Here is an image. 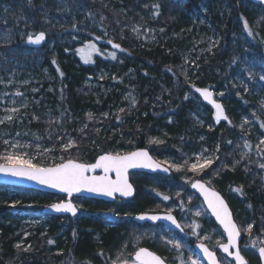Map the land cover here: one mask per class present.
Masks as SVG:
<instances>
[{
  "label": "trees",
  "instance_id": "trees-1",
  "mask_svg": "<svg viewBox=\"0 0 264 264\" xmlns=\"http://www.w3.org/2000/svg\"><path fill=\"white\" fill-rule=\"evenodd\" d=\"M21 1L23 2L20 7H16L10 1L9 8H12L13 15L19 18L21 26H23L21 22H31V26L27 25L26 29L21 31L22 47L16 48L19 36L12 34L4 46L5 49L30 51L24 42L28 32L34 35L43 31L47 39L46 43L49 44L55 37H64V31L68 30L73 43L69 51H63L67 47L64 44L59 45L61 43L59 41V44L54 47L56 57L51 54L43 56V65L50 75L54 76V81L52 85L42 82L34 99H38L41 105L47 106L45 110L48 118L39 117L35 124L21 132L20 137L23 143L30 142L33 146V144H41L42 141L47 147L53 146L56 154L55 161L47 164L43 156L39 155L34 163L41 167L54 166L62 159L90 164L99 154L108 152L123 154L119 149H125L124 146L133 147L134 150H147L151 156L154 154L156 159L166 157L173 162L179 161L175 156L181 157L182 144L188 142L192 130L187 118L191 104L189 101L184 102L183 99L188 94V97L194 99L193 89L196 88H206L215 93H222L221 102L227 100L226 104H222L225 109H229H227L229 119L234 116L239 118L240 114L248 116L251 111L256 112V117L261 121L264 118V110L256 108L249 96L241 94L238 96L233 86L237 78H245L244 57L254 65L255 72L259 75L264 73L262 53L264 10L259 5L251 4L247 0H114L104 5H98L92 0H82L86 6L84 12H89V15L83 13L80 18L76 17L75 20L69 21L66 27L65 23L56 24L51 21V11L45 3L46 0H31V3L29 0ZM72 3L76 2L66 0L61 11L72 10ZM198 3H202L207 9L206 18L210 26L205 30L207 39L213 37L212 39L218 40V45L210 51L206 46L200 49L199 52L204 56L196 53V57L199 58L197 64L201 69L192 75V70H188L186 66L183 67L185 71L188 70V73L183 71L179 55L181 46L178 44L172 46L173 41L170 42L166 37L189 27L191 16L200 14ZM153 5H159V8H153ZM8 17H14L11 16V11ZM129 19L153 30L161 28L165 33L163 37L167 40L157 39L150 50L143 49L142 42L132 37L129 30L124 28ZM244 20H247L251 27L253 36H249L244 31ZM74 24L75 28H73ZM241 30L244 37L247 36L246 40L253 42L256 46L252 45L255 47L252 52L245 51L242 54L244 57L242 55L237 57L234 45L238 43L236 37ZM80 36L86 38V44L91 43L98 50L89 65L73 55L76 52L74 50L81 47L79 46ZM109 40L119 44L123 51L113 48L112 44L104 43ZM40 51L42 50L35 52ZM113 52L116 56L124 58L123 65L116 67L121 74L120 72L117 74L114 97L122 93L126 95L125 100L120 105V109L118 111L114 109L113 112H107L104 103L100 113L91 115L92 118L89 119V116L85 114V106L82 105V82L99 65L113 62L110 60ZM63 55L65 58H61ZM262 85L264 89V81ZM184 88L189 93L182 91ZM240 96L243 98L241 99ZM112 102L114 106L119 103V100ZM249 104H252L254 108H250ZM121 109L124 111H120ZM205 110L211 116L210 110L208 108ZM105 113L108 115L105 116ZM73 114L83 124L81 131L68 128L74 126L71 122ZM65 121L68 122L66 129L68 138L70 137L69 140L74 143L72 147L61 148L58 143L54 144L50 139V132L51 128ZM234 126L235 124L232 127H227V124H217L216 130L212 132L211 141L217 139L221 143L214 165L205 167L199 174L191 175L186 172L185 174L189 178L203 180L205 174L214 172L216 169L219 176L218 186L215 188L230 204L232 212L237 210L243 213L246 208L248 209L247 219L259 223L264 221V186H260L256 175L243 169V164L236 165L238 158L235 162L230 158L232 155L230 149L234 143L238 142L237 137L240 135L237 129L234 130ZM62 138H66L65 135ZM153 139L161 143H150ZM3 150L4 146L0 144V155L4 154ZM173 156L175 160L170 159ZM0 162L3 161L0 160ZM169 169H175L173 164ZM144 177L146 185L152 184L151 186L159 188L154 193L155 200L152 194L142 197L143 189L147 190V188L141 186L140 182L135 186L136 193L130 202L105 203L80 199L82 208L77 217H49L45 234L38 232L37 235L31 236V240L25 241L24 246L30 244L31 250L28 249L30 246L26 248L27 250L25 247L22 250L13 249L14 242L20 236H15L14 231L23 228L20 222L34 213L35 208L42 210L51 205L48 199L53 196L34 190L0 185V264H67L70 260L84 264H110L116 253L134 239L133 235L137 233L134 228H157L133 224L131 222L133 215L162 213L168 209L162 201L165 195L172 197V187L160 186V183L167 178L147 175ZM236 187L241 189L238 197L240 201L236 199L239 204L228 200L229 197L223 193V189L230 193ZM6 192L17 194L22 198L19 199V203L13 205L10 202L5 203L4 196L9 194ZM29 199L39 204L32 206L28 203ZM234 212L233 217L238 225L239 216ZM50 239L53 241L52 244L48 243ZM243 244L244 236H242L240 250L248 261L253 262L254 260L245 254ZM141 247L149 248L148 244H142ZM166 259V262L170 263V260ZM180 261L186 263V261Z\"/></svg>",
  "mask_w": 264,
  "mask_h": 264
},
{
  "label": "rangeland",
  "instance_id": "rangeland-1",
  "mask_svg": "<svg viewBox=\"0 0 264 264\" xmlns=\"http://www.w3.org/2000/svg\"><path fill=\"white\" fill-rule=\"evenodd\" d=\"M16 6L20 7L21 1L19 0H0V81H3V83H0V119L6 117V116H12L13 119L11 121L5 120L4 123H0V144L4 146L3 153L6 154L7 152H16L23 154L26 158H32L33 163L38 160L39 155H42L44 160L47 162V164H51L55 161V151L53 150V146H45L44 142L41 144H32L29 142L23 143V140L21 139L22 136L21 132L24 131L28 126L35 124L38 121L39 117L48 118L46 108L47 106L44 104H40L38 99H34V95L37 93L39 86L42 84V82H47L48 84H53L54 76H51L50 73L47 71L46 67L43 65V56L45 54H51L53 57H56V53L54 50L55 45L59 44V41L61 42L59 45H65L67 48H64L63 51H69V49L72 48L73 43L71 42V37L69 36L70 31L65 30L64 31V37L58 36L52 39V41L48 44V42L41 47L39 53H36L33 50H26V49H5L4 46L6 42L9 40V37L12 34H16L19 36V43L16 44V48L22 47L23 41L21 43V31L23 29L25 30L26 26H31V22L25 23L21 22L23 26L20 25V20L18 17L13 15L12 8L10 7L11 2ZM16 1V2H13ZM66 0H46L45 3L50 8V16L51 21L58 23H65L64 26L68 27L69 21H73L76 19V17L80 18L81 15H83L84 10L86 6L84 5L82 0H70L73 2H76L75 4L72 3V10L69 11H61L64 8V2ZM98 5H104L107 3H111L114 0H92ZM156 1V0H155ZM163 1V0H160ZM50 5H49V4ZM201 4V5H200ZM199 5V15L191 16L190 25L186 29H182L175 35H171L170 37H166L167 39L173 41V44H178V46H181L180 52V59H181V65L183 68V71L185 73H188L187 71L189 69L192 70V75L195 74V71L200 70V65L197 64V61L199 60L198 57H196L197 54H201L199 51L200 49L206 48L208 51L211 49H214L216 45H218V40L215 39H207V34L205 33V30L207 28H210L207 22V9L205 6H203L202 3H198ZM85 7V8H84ZM11 11V16L14 17H8V14ZM22 11V9H20ZM23 13V12H21ZM19 15V13H16ZM85 15H89V12L85 13ZM16 18V19H15ZM50 21V22H51ZM48 24V23H47ZM129 30V33L132 37L136 38V40H139L142 42L144 46H142L143 49L150 50L151 46L155 45L157 42V39L163 40L165 37L163 35L165 34L164 31L161 28H158L157 30L150 29L146 25H139L137 21H133L131 19L128 20L126 26L124 27ZM136 28L139 31H133V29ZM247 33V32H246ZM28 34H30L28 32ZM28 34L25 38V41L27 40ZM109 34V33H108ZM32 35V34H31ZM237 36V35H236ZM80 44L79 48H76L73 53L74 56L77 58H80L81 61L89 65L92 63L93 56L96 54L95 52H92L89 61L85 63L84 59L81 58V55L77 52V49L83 48L86 45V38L85 37H79ZM165 38V39H166ZM110 39V37L108 38ZM166 39V40H167ZM247 39V36L244 37V33H242V30L238 33V36L236 37V43L234 45L236 56H241L245 51H253L256 46L253 44V42H249ZM24 41V42H25ZM246 41L248 43H246ZM109 44L108 42H104ZM165 43V40H164ZM171 44V43H170ZM238 44V45H237ZM254 45V46H252ZM237 46V48H236ZM210 49V50H209ZM17 50V51H16ZM38 51V50H36ZM178 52V53H179ZM203 52V51H202ZM64 56V55H63ZM61 58H65L64 57ZM201 56H204L201 54ZM243 56V55H242ZM244 57V56H243ZM72 58V57H71ZM63 60V59H62ZM70 60V58L68 59ZM113 62H107L104 64L99 65L96 69L93 70V73L91 75H88L85 77L84 81L82 82V98L83 103L82 105L85 106V114L89 116L91 114L94 116L97 112L100 113L101 106L106 105V111L107 112H113L114 109L118 111L120 109V105L123 104L125 100V94H119L116 98L114 97V93L116 91V88L114 86L115 81L117 79V74H119L120 70L116 67L122 66L124 63V58L117 55L116 59H110ZM65 61V60H63ZM244 74L245 78H237L235 83L233 84L235 91L239 95L242 96H249L250 98H254V103L256 105V108H260L264 110V89L262 85V81L259 79V74L255 72V67L253 64L250 63L249 60H247L246 57H244ZM186 66L188 70L185 71L184 67ZM254 72L256 75L254 78L250 79L248 75V71ZM121 74V72H120ZM11 81V83H9ZM27 82V83H25ZM245 86L247 87V91H245ZM35 89V91H33ZM206 89V88H204ZM195 90L194 92V99H191V97H188L187 99L184 98L183 101H189L191 104V110H189L187 118L189 120V125L192 126V130L190 133V137H188V142H185L182 144V154L181 157L175 156L177 158L176 161L174 159V156L170 159L175 160L174 162L171 160H168L166 157H162L161 159H156L154 157V160H156L158 163L162 164L164 167H166L168 170H171V176L167 178V180H163V183H160V186H166V187H172L171 195L169 199L166 201V207L168 208L167 211L169 212H182V207L187 208L188 205L180 206L178 203H172V202H178L181 199V196L185 191L189 192V185L192 181L198 180L189 178L186 173L193 174L192 171H189V167L193 163H203L204 159H210L212 161L209 165H214L217 156V146H219L220 150V141L213 140L211 141L210 138H212V132L216 130L217 123L214 122L211 116L208 115L209 112H206L205 106L197 99L195 96ZM209 90V89H207ZM182 91L189 93L185 88L182 89ZM212 92L214 98L216 101H218L220 104L227 103V100H223L221 102L222 93H215L212 90H209ZM19 92L22 95H16V93ZM238 95V96H239ZM186 97V96H185ZM241 97V96H240ZM243 97H241L242 99ZM114 100H119V103L113 106ZM113 106V107H112ZM224 107V105L222 104ZM49 107V106H48ZM232 107V106H230ZM229 107V108H230ZM12 108L18 109L17 112L13 113L9 111ZM228 109V108H227ZM224 110L227 114L228 110ZM115 112V111H114ZM264 112V111H263ZM239 112H237L238 114ZM256 112L251 111L250 114L243 115L240 114L239 118L232 117V119H229L228 114L226 115L228 117L229 122L226 123L227 127H232L235 124V129H237V133L240 135L237 137L238 142L234 143L232 149H230L231 159L233 162L238 158L239 164H243V169L249 170L253 175H256L259 178L260 186H264V169L260 168V164L264 163V151H258L257 145H259L260 139L262 136H264V128H261V123L264 122V118L261 121L259 118L256 117ZM30 116V117H29ZM75 114L71 117V122L74 123V126H69V129L81 131L82 122H80L79 119L74 117ZM211 117V118H210ZM61 120V119H60ZM213 122V123H212ZM68 126V122H60L57 126L54 128H50L51 130V140L53 143H58L61 148H64L69 142L70 137L68 138V133L66 132ZM49 128V124H48ZM223 130V129H222ZM48 131V130H47ZM63 135H65L66 138H62ZM67 135V136H66ZM70 136V135H69ZM7 140L9 142L8 145L4 144V141ZM245 141L248 142L250 147H244ZM18 143L19 145H23L24 147H17L12 148L10 147L11 144ZM39 146V147H37ZM264 147V146H262ZM125 149H119L124 155L129 152L135 151L133 147H126ZM45 149L49 151H44ZM228 149V150H229ZM22 152V153H21ZM110 153V152H108ZM242 153L246 154L242 158ZM106 154V153H104ZM104 154H99L104 155ZM112 154V153H111ZM115 155V154H113ZM97 156V157H98ZM96 157V158H97ZM92 164V163H90ZM172 164L175 169H169L172 167ZM176 165L180 166V170L177 171ZM208 165V166H209ZM52 167V166H49ZM148 177H151L153 175H147ZM218 176L219 173L215 169V171H211L208 174H205L203 176L202 181L204 184H206L207 187L214 189L218 192V190L215 188L218 186ZM164 178V177H162ZM129 181L131 185L135 188L138 182L141 183V186H145L147 190L143 189L142 197L148 195L152 197L153 200L155 197V194L159 188H155L151 185H146L147 182L146 178L144 177V174H130ZM24 189V188H21ZM234 189H237L234 188ZM239 189V188H238ZM142 190V189H141ZM161 191V190H160ZM9 193V192H6ZM41 193V192H40ZM136 193V192H135ZM223 193L226 197H229L233 203L236 202V204H239L238 197L241 193V191H234L233 189L228 193L226 189H223ZM17 194L9 193L6 196H4L5 203L10 202L12 205L16 203L17 201H20L19 199L22 198V196H16ZM51 195V194H50ZM53 197L48 199V202L51 204L53 203H59L61 201H64V197H58L57 195H52ZM185 198V197H184ZM192 198H194L192 195H188V198H185L188 201H191ZM222 198L225 200V197L222 196ZM24 199V198H23ZM134 199V197H133ZM133 199L129 201H122V202H130ZM184 199V201H185ZM26 200V199H24ZM171 200V201H169ZM226 201V200H225ZM240 201V200H238ZM258 201V200H257ZM72 204L76 207L78 211L82 208V203L80 202V199L78 198H72L71 199ZM120 202V201H117ZM28 203L32 206H37L39 202L35 200L29 199ZM187 203V202H186ZM227 203V201H226ZM188 204V203H187ZM229 206L231 212V206L229 203H227ZM190 207H192L190 205ZM201 208V206H200ZM196 210V209H195ZM235 211V212H234ZM233 212L236 213L239 217L237 218V223L239 225L238 228H240V233L242 236H244V244H243V250L246 255H248L250 258H252L254 261L250 262L248 261V264H259L258 261L255 258V250L259 246H264V221L261 222H254L247 219L246 214H248V209L245 208V211L243 213H239L237 210H234ZM196 212V211H194ZM232 212V215H234ZM197 213V212H196ZM191 217L193 218V214H187L186 212L183 214V217ZM50 216H44L42 214V210H37L35 208L34 213L28 215L25 219H23L20 222L22 229L15 230L14 235L19 236L18 240L14 242L13 249L14 250H22L23 247L28 248L29 250L32 249V246L30 244L25 245V241L27 239L31 240V236L34 234L37 235L38 232L42 233V235L45 234V231L47 230V219H49ZM248 224H252V230L251 234H249L245 229L247 228ZM204 227V230L209 229L208 233L201 238L197 239V241L204 240L205 244L210 248V250L214 251L215 248L219 245L218 242L223 243V235L221 232L214 227H208L205 228L204 223L202 225ZM189 226L187 225V228ZM191 227V226H190ZM137 230L133 236L134 239L131 240L130 244L125 246L124 248H121L116 255L113 258V261L111 260L110 264H119L120 261L131 259L132 254L135 250H137L141 245H147V248L149 251L159 255L163 259L168 258L170 260L169 264H184L182 261H186L185 264H190L189 256L186 254L187 252L190 253V250H187L186 245H182L180 250H177L173 248L170 244H167V240L172 239L177 242H179L178 239L166 232L165 230H162L160 227L157 228H147V227H140ZM22 231V232H21ZM193 231L196 230H191ZM203 231V230H202ZM198 232L200 233L201 231ZM195 235V233H194ZM163 237V239H161ZM34 240V239H32ZM182 241V240H181ZM153 242V243H152ZM242 242V241H241ZM32 243V241H31ZM180 243V242H179ZM20 245V248H17L16 245ZM241 244V243H240ZM240 248V247H239ZM132 252L130 253V251ZM165 250V251H164ZM130 253V254H129ZM191 254V253H190ZM194 254V253H192ZM217 258L219 261H223V264H232L227 258L222 256L221 254L217 255ZM192 260L198 261V264H204L202 260L198 257L193 255ZM110 261V260H109ZM67 264H84V263H78L75 260H70ZM100 264V263H99ZM109 264V263H107Z\"/></svg>",
  "mask_w": 264,
  "mask_h": 264
},
{
  "label": "snow or ice",
  "instance_id": "snow-or-ice-1",
  "mask_svg": "<svg viewBox=\"0 0 264 264\" xmlns=\"http://www.w3.org/2000/svg\"><path fill=\"white\" fill-rule=\"evenodd\" d=\"M259 3L264 4V0H258ZM31 3V0H29ZM147 7V5H145ZM153 8L158 9L159 5H153ZM243 19V17H241ZM75 24L73 28H75ZM243 29L247 32L249 36H253L254 33L249 26L247 20H244ZM133 31L138 32L139 30L134 28ZM28 42L32 44H40L45 39V33L43 31L39 32L35 37L31 34H28ZM109 44H112V47L115 49H121L119 44L113 43L111 40L108 41ZM210 50V49H209ZM67 51V50H66ZM98 51L95 46L91 43L85 45V47L77 49V52L81 55V58L84 59L85 63L89 61V58L92 52ZM112 59H116V53H111ZM55 63V60H53ZM235 63V60H233ZM170 70V69H169ZM61 75H63L61 73ZM249 78L252 79L255 77V73L252 71H248ZM259 79L264 81V73L259 75ZM3 83V81H0ZM11 83V81H9ZM27 83V82H25ZM35 91V89H33ZM196 91L200 93V95L206 100L209 104H211L215 109V119L217 122L221 120H228V117L224 114V110L219 103H216L212 99V93L207 89L196 88ZM245 91H247V87L245 86ZM16 95H22L17 92ZM239 95V93H238ZM187 99V96L185 97ZM9 111L15 113L18 111L16 108H12ZM120 111H124L121 109ZM105 116L108 114L105 113ZM91 114H89V119H91ZM119 118V117H118ZM13 119L12 116H6L0 119V123H4L5 120L11 121ZM261 128H264V122L261 123ZM86 127V126H85ZM73 141L69 140L68 144L64 146L65 148L72 147ZM150 143H161L159 140L153 139ZM231 143V142H229ZM5 145H8L9 142L7 140L4 141ZM264 136L260 139L259 145H257L258 151H264ZM10 147H24L23 145H19L18 143L11 144ZM39 147V146H37ZM244 147H250L247 141H245ZM44 151H49L45 149ZM217 151H219V146H217ZM246 155L242 153L243 156ZM0 173H4L7 175H11L14 177H24L29 180L36 181L38 184L45 185L49 188L56 189L61 193H66L69 197L74 193H80L82 191H86L89 193H96L99 195H104L108 197H113L114 193H119L122 197L131 196L133 193V189L131 184L128 182V170L133 168H158L159 164L153 163L152 158L149 156V153L143 149L132 151L124 155L120 154H111L106 153L98 157L94 164H84L77 163L72 159L61 160L60 163L55 164L52 167H41L36 163H33L32 158H26L23 154L16 152H7L6 154L0 155ZM212 161L210 159H204L203 163H193L189 167V171L193 173L199 174V172L203 171L205 167L211 164ZM239 163V161H237ZM260 168L264 169V163L259 165ZM177 171L180 170V166H175ZM102 169L104 175L101 176H89L86 173L93 171L95 169ZM164 171H168L167 168ZM115 173V180L111 179L108 173ZM192 188L198 189L201 195L204 198V203L207 205V209L211 212V214L215 217V219L222 226L224 233L227 235V243H220L219 247L223 253H225L228 257H232L234 259L235 264H246L243 256L241 255V250L237 245V238L240 236V229L236 225V223L232 219V215L225 204L222 197L218 192L214 190L206 189L204 184L200 181H195L192 183ZM234 191H241V189H233ZM159 195V193H157ZM164 200L169 199L167 195L163 197ZM16 203H19L18 201ZM48 207L51 210L60 213L66 212L71 213L72 215L76 214V207L70 202L61 201L59 203H53ZM202 213L197 211L196 215L199 216ZM137 219L144 220H159L161 217L159 216H144L140 215ZM165 221L170 222L176 228H181V225L177 222V220L169 214L162 217ZM252 224H248L245 231L251 234ZM193 230H195V226H193ZM163 239V237H161ZM49 244H52L53 241L50 239L48 241ZM167 244H170L173 248L180 250L182 245L172 239L167 240ZM17 248H20V245H16ZM201 252H203L204 256L209 261V264H223V261L217 260L216 255L209 251L208 248L203 245H199ZM230 249H235V251H230ZM27 250V249H25ZM259 257L261 261H264V246L259 247L258 249ZM190 264H198V261L192 260L189 257ZM119 264H167L166 260L160 257L159 255L149 251L147 248L140 247L138 250L134 252L131 259L122 260Z\"/></svg>",
  "mask_w": 264,
  "mask_h": 264
},
{
  "label": "water",
  "instance_id": "water-1",
  "mask_svg": "<svg viewBox=\"0 0 264 264\" xmlns=\"http://www.w3.org/2000/svg\"><path fill=\"white\" fill-rule=\"evenodd\" d=\"M249 2H251L252 4H260L262 6V8L264 9V4H261L258 2V0H248ZM37 35V34H36ZM35 37V35L33 36ZM45 41H46V37L45 39L40 43V44H32L30 42H28V40L26 41V46L28 49L30 50H37V49H41V47L45 44ZM263 53H264V48H263ZM202 89V88H200ZM209 91V90H208ZM210 92V91H209ZM212 93V92H211ZM195 96L197 97V99L206 107H208L212 113H213V119L214 121H216L215 119V112H216V109L211 105L209 104L206 100H204V98L200 95V93H198L196 90H195ZM212 99L215 101L214 99V96L212 94ZM216 103H219L217 101H215ZM220 104V103H219ZM221 105V104H220ZM222 106V105H221ZM222 109L224 110L223 106H222ZM224 114L226 115L225 113V110H224ZM217 122V121H216ZM227 120H221L219 121L218 123H226ZM137 150H140V149H137ZM135 150V151H137ZM144 150V149H143ZM147 151V150H145ZM148 152V151H147ZM149 153V152H148ZM101 156V155H100ZM150 156V154H149ZM99 157V156H98ZM98 157L95 159V161L92 163L94 164L96 162V160L98 159ZM151 157V156H150ZM152 158V157H151ZM152 162L153 163H156V164H159V167L158 168H133V169H129L128 170V173H127V176H128V182H129V174L131 173H138V174H146V175H160L162 177H169L170 175V171H164V169L166 167H164L163 165H161L160 163L156 162L153 158H152ZM78 163V162H77ZM86 175H89V176H101V175H104V172L102 169H95L93 171H90L88 173H86ZM109 177L113 180H115V173H108ZM198 181V180H196ZM195 182V181H193ZM192 182V183H193ZM201 182V181H200ZM191 183V185H192ZM202 184H204L203 182H201ZM130 184V182H129ZM0 185L1 186H6V187H14V188H24V189H29V190H34V191H37V192H41V193H46V194H52V195H57V196H63L65 198L64 202H68L70 201L71 202V199L72 198H84V199H91V200H100V201H103V202H107V203H111V202H114L115 199H120V200H124V201H129L131 199H133L134 195H135V192H134V188L132 186V189H133V193L131 196H127V197H122L119 195V193H114L113 197H108V196H104V195H99V194H96V193H89V192H86V191H82L80 193H74L72 196H68L66 193H61L59 192L58 190L56 189H52V188H49L45 185H41V184H38L36 181H33V180H29L27 178H24V177H14V176H11V175H7V174H4V173H0ZM190 185V190L196 195V197H198V199H200V201L203 203L206 211L210 214V216L212 217V220L213 222L215 223V225L221 230V232L223 233V236H224V243H227V235L226 233H224L223 231V228L222 226L219 224V222L215 219V217L211 214V212L207 209V205L204 203V198L203 196L201 195L200 191L198 189H194L192 188V186ZM205 188L206 189H209V190H213L209 187H207L205 184H204ZM215 191V190H214ZM217 192V191H216ZM220 195V193H219ZM221 196V195H220ZM222 197V196H221ZM223 199V198H222ZM224 200V199H223ZM225 204L227 205L226 201L224 200ZM72 203V202H71ZM231 215H232V212L229 208V206L227 205ZM42 214L45 215V216H50V217H69V218H74L78 215V210L76 211V214L75 215H72L71 213H66V212H60V213H57L53 210H51L50 207L46 206L45 208L42 209ZM140 215H144V216H152V215H155V216H159L161 217V219L159 220H149V219H144V220H140V219H137L138 216ZM165 215L167 214H158V213H140V214H136L134 215L132 218H131V221L135 224V225H143V224H146V225H149V226H155V225H158V224H162L164 226H166L167 228H169L170 230H173V231H176L180 234H183V231H181V229H178L176 228L174 225H172L170 222L168 221H165L164 219H162V217H164ZM172 215V214H171ZM173 216V215H172ZM174 217V216H173ZM175 218V217H174ZM232 219H233V215H232ZM234 221V219H233ZM240 241H241V235L237 238V245H238V248H239V244H240ZM199 245H203V244H200V243H197L194 245V250L195 252L199 255V257L203 260V262L205 264H209V261L207 260V258L204 256L203 252H201L200 250V247ZM204 246V245H203ZM206 247V246H204ZM207 248V247H206ZM259 249V248H258ZM258 249L256 250L255 252V256L258 260V263L259 264H264V261H261L260 257H259V252H258ZM138 250V249H137ZM209 250V249H208ZM210 251V250H209ZM217 252H219L221 255L225 256L227 259H229L233 264H235L234 262V259L232 257H228L225 253L222 252V250L220 249V247L218 246L217 249H216ZM230 251H235V249H230ZM215 255L216 253L213 252ZM134 254V253H133ZM244 258V257H243ZM246 264H248V262L246 261V259L244 258Z\"/></svg>",
  "mask_w": 264,
  "mask_h": 264
},
{
  "label": "flooded vegetation",
  "instance_id": "flooded-vegetation-1",
  "mask_svg": "<svg viewBox=\"0 0 264 264\" xmlns=\"http://www.w3.org/2000/svg\"><path fill=\"white\" fill-rule=\"evenodd\" d=\"M188 195H192L194 198H192L191 201H188V200L185 199V198H188ZM184 199H185V201H184ZM169 201H171V200H169ZM162 203L164 205H166V201L165 200H163ZM172 203H175V204L178 203L180 206L188 205L187 208L182 207V209H183L182 212H174V213L170 212L175 217V219L177 220V222L181 225V227L183 229V234H180V233H178L176 231H172V233H173L172 235L173 236L175 235L177 237V240L181 239L182 241L179 240L180 244L186 245L187 250H190L191 254L188 253V252L186 253L190 258H192L193 255L199 257V255L194 250V245L197 244V243H200V244H203L204 246H206L208 248V246L204 243L205 242L204 240L197 241V239L201 238L203 235L205 236L208 233V231H209V229L204 230V227L201 226V225H202V223H204L205 228H208L209 226L210 227H215L214 222L211 219L208 218V214L206 212V209L203 206V203L200 201V199H198V197H196V195L193 192L185 191L183 193V195L181 196L180 201L172 202ZM190 205L192 207H190ZM200 206H201V208H200ZM194 211H196V212L199 211L202 214L199 215V216H197V215L195 216L194 215L193 218H191L190 216L188 218L183 217V214L185 212L187 214H190V213L195 214ZM163 213H169V211H164ZM187 225L189 226L188 228H187ZM192 226H195V228L198 226V229L201 232L199 233L198 229L196 228L195 229L196 231H193V233H192V231H191L193 229ZM194 233H195V235H194ZM208 249L210 250V248H208ZM192 253H194V254H192ZM165 260L167 261L166 258H165Z\"/></svg>",
  "mask_w": 264,
  "mask_h": 264
},
{
  "label": "bare ground",
  "instance_id": "bare-ground-1",
  "mask_svg": "<svg viewBox=\"0 0 264 264\" xmlns=\"http://www.w3.org/2000/svg\"><path fill=\"white\" fill-rule=\"evenodd\" d=\"M193 1H194V0H193ZM236 26H237V25H236ZM250 99L252 100V102H254V98H250ZM248 106H249L250 108H254V107L252 106V104H249ZM234 115H237V114H234ZM221 196H222V195H221ZM203 206H204V205H203ZM204 208H205V207H204ZM207 214H208V218L212 220V217L210 216V214H209L208 212H207ZM194 215L196 216V212H195V214H193V216H194ZM212 221H213V220H212ZM155 227H160L162 230H165V231L168 232L169 234H171V235L173 234V233H172L173 230H170L169 228H167L166 226H164V225H162V224H159V225H157V226H155ZM181 228H182V227H181ZM192 228H193V226H192ZM196 228L198 229V226H197ZM196 228H195V229H196ZM174 236H175V235H174ZM175 237H176V236H175ZM176 238H177V237H176ZM241 241H242V235H241ZM241 241H240V243H241ZM239 247H240V244H239ZM259 247H261V246H259ZM259 247H258V248H259ZM258 248H257V249H258ZM239 249H240V248H239ZM257 249H256V250H257ZM256 250H255V252H256ZM255 252H254V254H255ZM241 254H242V252H241ZM242 256H244V255L242 254ZM255 258H256V256H255ZM251 259H252V258H251ZM256 260H257V258H256ZM257 261H258V260H257Z\"/></svg>",
  "mask_w": 264,
  "mask_h": 264
}]
</instances>
